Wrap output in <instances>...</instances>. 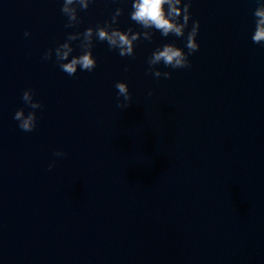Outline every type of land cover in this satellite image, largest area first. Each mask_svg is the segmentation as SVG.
Wrapping results in <instances>:
<instances>
[{"label": "water", "instance_id": "obj_1", "mask_svg": "<svg viewBox=\"0 0 264 264\" xmlns=\"http://www.w3.org/2000/svg\"><path fill=\"white\" fill-rule=\"evenodd\" d=\"M132 2L95 0L65 28L63 0H0V264H264L256 0H192L200 47L190 68L156 66L170 79L147 73V59L166 43L187 52L186 41L158 31L135 58L94 39L92 72L68 76L54 53L42 59L117 7L116 27L142 31ZM117 81L131 93L126 109ZM29 88L43 108L24 132L13 116L32 111Z\"/></svg>", "mask_w": 264, "mask_h": 264}, {"label": "clouds", "instance_id": "obj_2", "mask_svg": "<svg viewBox=\"0 0 264 264\" xmlns=\"http://www.w3.org/2000/svg\"><path fill=\"white\" fill-rule=\"evenodd\" d=\"M94 2L95 0H63L60 11L67 17L64 27L78 28L82 23L79 12L86 11ZM256 2L258 6L253 11L255 27L251 40L254 44L264 46V0H256ZM191 6L192 0H133L130 18L140 26L142 31H133L131 27L124 31L116 27L118 18L124 11L123 8L117 7L110 21L106 20L102 25L97 24L95 27L90 26L83 32H69L64 42L59 43L54 49H47L43 53L42 59L44 61L51 60L54 53L59 68L68 76H75L78 69L92 72L97 66V60L92 51L95 47L94 39L106 42L109 50H118L121 57L135 58L136 43L141 39L151 41L154 33L158 31L163 37L173 35L177 38L184 37L186 41L187 52L176 46L175 43H166L157 47L147 59V73H151L156 78L163 76L165 79H170L171 72H162L156 66L163 64L164 67L172 69L190 68L192 65L189 57L196 53L200 47L197 42L200 21L192 20ZM190 21L191 29L186 34ZM30 34L28 31L24 33L26 37ZM74 41H79L76 45L80 49L79 55H73ZM128 70L126 66L125 71ZM115 88L118 90L117 107L128 108L131 101L128 84L117 81ZM34 97L33 89H25L22 92V100L32 111L26 113L24 108H20L13 116V119L18 121V127L24 132H32L36 129L38 123L36 110L43 108L42 102ZM120 97H123V100H120ZM53 155L64 157L66 153L57 150ZM55 165L56 161L53 160L48 166L49 170Z\"/></svg>", "mask_w": 264, "mask_h": 264}]
</instances>
